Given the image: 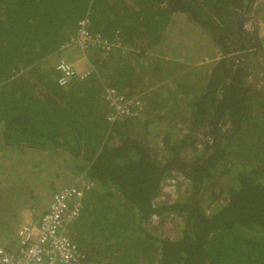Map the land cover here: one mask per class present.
Here are the masks:
<instances>
[{
	"label": "trees",
	"instance_id": "1",
	"mask_svg": "<svg viewBox=\"0 0 264 264\" xmlns=\"http://www.w3.org/2000/svg\"><path fill=\"white\" fill-rule=\"evenodd\" d=\"M262 12L257 0H0V246L16 251L24 211L83 175L94 186L68 227L83 264H264ZM179 19L189 30H169ZM81 20L120 47L89 51L93 75L59 86ZM182 31L206 39L182 49ZM163 48L202 80L156 76L151 100L131 64ZM104 86L137 95L141 116L109 124ZM168 217L174 235L155 233Z\"/></svg>",
	"mask_w": 264,
	"mask_h": 264
},
{
	"label": "built area",
	"instance_id": "2",
	"mask_svg": "<svg viewBox=\"0 0 264 264\" xmlns=\"http://www.w3.org/2000/svg\"><path fill=\"white\" fill-rule=\"evenodd\" d=\"M259 34L264 40V22L260 23ZM119 47L117 34L114 39L93 34L89 32L85 20L79 21L75 34L59 49L55 65V71L59 73L58 85L66 86L74 79L84 80L94 72L89 51H101L100 59H104L112 48ZM71 50L80 52L79 61L88 66H84L85 70H78V65L65 57V53ZM102 99L107 107L106 120L109 124L139 118L143 113L141 100L133 96L128 98L113 87H103ZM93 186V182L83 175L76 176L70 187L61 189L53 197L36 223L18 226L16 251L7 252L0 246V264H83L84 256L68 236L67 228L78 219L83 207L82 199ZM156 220L158 222L156 217H152V223Z\"/></svg>",
	"mask_w": 264,
	"mask_h": 264
},
{
	"label": "rangeland",
	"instance_id": "3",
	"mask_svg": "<svg viewBox=\"0 0 264 264\" xmlns=\"http://www.w3.org/2000/svg\"><path fill=\"white\" fill-rule=\"evenodd\" d=\"M262 15H264V12H262ZM179 17V16H178ZM261 22H263V21H261ZM177 28L178 27V29L180 30V29H183V30H189V29H187L188 27H187V25H186V23L184 24V20L183 19H179V21L177 22V21H173V23H171V25H170V27H169V30H173V28ZM197 28V27H196ZM194 29V28H193ZM193 29H191V30H193ZM198 29V28H197ZM174 30H176V29H174ZM173 30V31H174ZM199 30V29H198ZM190 32V31H189ZM184 33L183 31H182V33H183V35H181L180 37H179V41H180V45L181 44H184L185 46H187V45H189V44H191L192 45V42L193 41H197V40H199V39H206V36H203V37H201V38H199V33ZM168 38V37H167ZM199 38V39H198ZM189 43V44H188ZM171 47H174V46H171ZM179 48H182L183 49V46L181 45ZM118 48H112L111 49V53H114L115 52V50H117ZM201 50L202 51H206V50H208V49H202L201 48ZM170 53H173V49H171L170 50ZM132 56V55H131ZM131 56L129 57V62H130V58H131ZM191 56H193V58H195L194 60H196V63L194 64L195 66H197V65H199V63H200V61H205V56H201V55H199V56H194V55H191ZM217 57V55H215V58ZM100 58V57H99ZM97 58H92V60H93V62H94V60H96ZM204 59V60H203ZM57 61H58V58H57ZM177 61H175V59L174 60H170V61H168V60H161V62L159 63V66L160 67H162V69H160V71L156 74L157 76H159V77H168V75H172V74H174V71H175V69H177V71L176 72H182L183 73V75H184V78H185V82L187 81V80H191L192 82H195V81H197L196 80V78L198 79V83L202 80V78H201V75H200V72H202L201 71V69L200 70H198V68L199 67H184V65H181V68H180V65H178L177 63H176ZM208 62V63H207ZM206 63L209 65V64H211V61H207ZM188 64H190V63H188ZM83 65V64H82ZM83 66H85V65H83ZM144 66L145 67H147V64L146 63H144ZM88 66L86 65L85 66V68H87ZM76 68L78 69V67L76 66ZM85 68H84V70H85ZM95 72V71H94ZM93 72V73H94ZM93 73L89 76V77H91L92 75H93ZM88 78V77H87ZM86 78V79H87ZM187 78H189V79H187ZM171 79V78H170ZM169 79V81H170V84H172L173 83V81L172 80H170ZM85 80V79H84ZM81 81V80H80ZM83 81V80H82ZM195 86H197L196 84H194ZM176 91V89L174 90V92ZM150 96V99L152 100H155L156 99V97L154 96V94H150L149 95ZM176 96H179L178 94L176 95ZM165 123V122H164ZM163 122H162V120L161 119H157V120H155V122L153 123V129L156 131L157 130V127L158 126H160V125H164V126H167V123H165L164 124ZM143 129V128H142ZM140 130V129H139ZM138 130V131H139ZM165 131V130H164ZM71 163H69L67 166H62L63 168H64V171H67L68 170V168H69V165H70ZM69 175H70V173H69ZM180 180L181 179H178V180H174L172 183H171V186H169V188L168 187H165V191H166V195H167V197L166 196H164V198H163V200H165V199H168L169 198V196H170V198H172V196H174L175 195V192H176V190L174 189V187H175V185H176V183H180ZM169 189H170V191H169ZM183 189V187H181V190ZM175 190V191H174ZM173 192V193H172ZM169 193H170V195H169ZM26 215H24L23 216V218L24 219H27L26 217H25ZM27 217H28V215H27ZM28 220H26V221H24V222H27ZM155 221V220H154ZM174 221L176 222V224L174 223ZM177 224H180V222L179 221H177L176 219H174L173 217H168L166 220H165V223H164V225L162 226V228L161 229H158V231L157 232H155V229H153L154 230V232L155 233H157V234H162V235H164V236H168V237H172L173 235H174V232L175 231H177ZM159 225V223L157 222V220H156V222H153V227H157ZM69 227V226H68ZM160 232V233H159ZM67 233H68V236L71 238V234H70V231H69V228H67Z\"/></svg>",
	"mask_w": 264,
	"mask_h": 264
},
{
	"label": "crops",
	"instance_id": "4",
	"mask_svg": "<svg viewBox=\"0 0 264 264\" xmlns=\"http://www.w3.org/2000/svg\"><path fill=\"white\" fill-rule=\"evenodd\" d=\"M257 2H260V6H264V0H257ZM262 21L264 22V20H262ZM170 50L171 49H169V52H170ZM142 51L144 52V48L142 49ZM162 51H163V53L155 52L153 54L143 53V52L139 53V51H137L136 53L134 52L135 55L133 57V62L131 64V66H133L135 68V70L139 72V74H137V75H139L141 77L142 86L144 89L143 93H144V95H146L148 97V99H150L149 95L154 94L155 89L160 85V84H158L159 82L157 83V78H155L157 76V75H155L156 74L155 70H156L157 64H159L161 62V60H164V59L168 60V61L171 60V59H169V57H167L169 55L165 53L164 48ZM119 53L122 54V52H119ZM137 54H140L142 57L138 58ZM65 57L70 62L78 65L77 66L78 70H81L84 68V66L82 65L83 63L79 61L81 58V54L78 50H71V51L66 52ZM126 61L128 62L129 58ZM144 63L147 64V67L144 66ZM160 69H162V67H160ZM160 69H159V71H160ZM164 78L165 77H163V79ZM133 96L136 97L137 95H133ZM145 103L148 104V100H145ZM49 204H50V201H48V203L41 204L43 209L42 210L39 208L36 209L33 212V214H35V215L32 214L31 209L30 210L28 209L29 211H24V214L26 215L25 217L27 218L25 220H28L27 222H24V223L25 224L36 223L39 220V218L41 217V215L47 210ZM27 215H28V217H27Z\"/></svg>",
	"mask_w": 264,
	"mask_h": 264
}]
</instances>
